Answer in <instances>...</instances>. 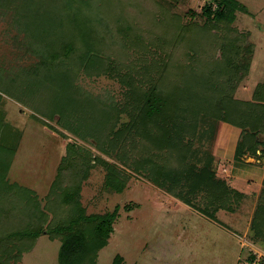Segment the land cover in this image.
Segmentation results:
<instances>
[{"label": "rangeland", "instance_id": "obj_1", "mask_svg": "<svg viewBox=\"0 0 264 264\" xmlns=\"http://www.w3.org/2000/svg\"><path fill=\"white\" fill-rule=\"evenodd\" d=\"M65 1L0 0V78L4 82L0 84V118L3 120L0 143L14 151L5 180L30 190L37 202V210H44L49 222L53 221V213L48 207L51 201L49 197L55 194L53 188L61 171L65 185L72 184L78 178L80 203L86 218L117 211L111 236L98 251L95 264H114L117 255L123 257V264H264V238L259 237L260 229L255 227L256 224L257 227L261 225L259 228L264 230V206L260 207L264 204V177L244 176L234 179L228 175L230 161L220 156L233 153V149L229 153L227 148L235 144L237 147V142L243 138V135L240 136L241 127L219 121L214 124L216 129L212 133L214 121L207 117L203 119L201 115L195 136L191 140L184 138L193 151L197 149L200 155H212V162L208 160L212 168L217 169V174L234 190L241 192V197L234 192H223L221 188L189 175L187 167H194L199 172L204 165V161L191 156V151L187 152L184 159L178 151L171 157L161 158L162 164L180 172L174 188L191 201L187 204L169 188L159 187L148 173L135 172L132 165L103 152L89 128L84 125L85 121L79 119L81 113L77 107L65 105L61 107L63 114L58 111L53 115H50L47 106L42 108L45 98L38 93V84L41 79H45L42 56L50 48L48 42L56 46L70 40L77 41L75 45L81 46L83 39L67 16L58 35L45 38L35 35L36 30L31 21L37 19V11L59 13L65 7L76 10L73 3L65 4ZM93 1L88 8L93 21L87 25L91 26L94 36L100 37L101 41L111 42V39L102 36L106 35V30L114 28L115 20L100 12L102 0ZM228 1L235 7L233 26L238 28V32L247 33L248 43L254 44L252 52L245 51L246 47L243 46L246 44L241 46L239 61L248 62L251 57L247 75L239 82L232 79L234 84L237 83L235 96L251 99L257 84H264V0ZM207 2H212L216 8L215 0H133L129 8L135 5L137 8L134 9L141 13V6L149 7L153 3L149 10L153 13L150 12L149 21H144L141 14H137V18L145 26L149 25L154 33L160 34V27L155 25L157 20H152L151 16L163 11L161 4L170 11L172 18L180 16L182 22L187 24L203 23ZM113 3V9L118 8L120 11L125 0H114ZM139 4L141 6L138 7ZM51 26L56 30V26ZM112 35L113 42L107 46V50H103L104 53L109 50L108 54H113L111 49L119 51L115 52L119 57L109 60L118 64L117 59H120L124 65L120 69L121 73L132 72L136 75L135 79H147L149 74L157 76L155 65L164 54L161 47L150 45L146 53H140L135 50L130 39L115 32ZM171 40L176 41V38L172 37ZM63 61L64 65L77 68L73 83L79 98L86 102L88 99L99 101L101 106L129 103L127 86L111 74L89 72L94 71L92 68L96 66L88 67L87 72L84 65L77 67L70 64L69 59ZM146 70L149 74H144ZM219 71L217 75L213 74V80L219 81V75L229 78L230 75ZM37 75H40V79ZM183 77L173 68L163 78L161 87L167 91L175 83H180ZM129 120V114L122 113L117 126L121 127ZM249 129L246 127L247 131ZM255 134L259 140L255 145L256 152L246 149L241 159L264 166V127ZM72 154H82L81 161L74 162L70 156ZM108 162L115 164L119 175L126 179V186L121 192L107 183ZM79 165L81 167L76 168ZM15 198L12 195L3 202L0 199V220L5 224L0 232L2 236L17 229L18 225L24 228L26 222L32 219L37 221V217L30 213L33 211L32 206L25 199L20 198L18 203ZM211 202L225 206L215 213L214 219L200 211L210 206ZM2 203H6L7 208L1 209ZM18 204L21 207L16 209ZM259 209L263 218L257 223L255 216ZM208 210L212 211L213 207ZM46 226L33 241L29 239L25 243L31 244L30 248L22 252L18 261L12 260L9 264H60L62 240L57 234L53 237Z\"/></svg>", "mask_w": 264, "mask_h": 264}, {"label": "trees", "instance_id": "obj_2", "mask_svg": "<svg viewBox=\"0 0 264 264\" xmlns=\"http://www.w3.org/2000/svg\"><path fill=\"white\" fill-rule=\"evenodd\" d=\"M91 1L94 2L93 0H67L65 4L73 3L75 11L69 7H65L59 13L58 11L53 13L37 11V19L31 21L36 30L35 35L45 38L54 34L57 36L59 30H62L60 26L65 25V19L69 18L68 21L73 23L71 25L74 30H77L83 39L81 46L75 45L77 41L70 40L56 46L48 42L50 48L42 56L45 62L43 63L45 79H41L38 84V93L45 98V106L42 108L47 106L50 115H53L58 111L63 114L62 106L77 107L81 113L78 115L79 119L85 121L84 125L89 128L90 134L96 138L98 147L103 152L115 155L121 162L132 165L135 172H141L144 175L148 173L159 187L169 188L187 204L191 201L174 188L180 172L170 169L167 164L161 162L163 156L171 157L177 151L183 159L186 158L187 152L191 151V156L194 155V158L198 157V160L204 161L199 172L194 167H187L186 172L188 171L189 175H194L201 182L206 181L208 184L221 188L223 192L230 191L229 193L234 192L239 197L243 196L217 174V169L212 168V164L209 163V161L212 162V155L209 153L200 155L197 149L193 151L190 145L184 142V138L191 140L195 136L202 115L203 119L207 117L214 121L212 133L216 129L214 124L219 121L242 128L240 136L243 135V138L237 142L235 159L241 160L246 149L256 152L255 145L259 140L255 137V133L264 127V84H257L251 99H240L235 96L237 83L234 84L232 79H237L239 82L247 75L251 59L248 56V62L239 61L241 46L246 44L243 46L246 47L245 51L252 52L254 44L248 43L247 33L238 32V28L233 26L235 7L232 3L228 0H215L216 8H214L212 2H207L203 11L205 13L203 23L187 24L182 22L180 16L176 15L172 18L170 11L163 7V4H158L163 11L155 13L154 17L151 16L152 20H157L155 25L162 31L156 34L148 24V27L145 26L144 22L142 24L137 18V14H141L144 21H149L151 12L149 10L153 3H150L149 7H142L139 4L138 7L141 6L139 10L141 13H139L134 9L137 8L135 5H133L134 8H129V3L132 4L133 0H125L126 6L122 5L120 11L118 8L113 9L114 0H102L100 12L103 16L108 15L115 20L114 28L106 30V35L102 36V38L111 39L109 42V40L101 41L100 37L94 36L91 26L87 25L93 21L88 14ZM51 25L56 26V30ZM48 26L53 28L51 33ZM113 32L130 39L135 50L140 53H146L150 45L161 47L164 54L159 57L155 65L157 76H151L147 70L144 72L149 74L147 79L140 77L135 79L136 75L132 72L121 73L120 69L124 65L121 64L120 59H117L118 64L109 60L111 57H119L115 53L119 51L111 49L113 54H108L109 50L106 53L103 50V48L107 50V46L113 42ZM172 37H175L176 41L171 40ZM65 59H69L70 64L78 65L77 67L84 65L87 72L88 67L96 66L91 67L94 71L89 72L111 74L112 77L117 78L127 86L126 94L129 103L125 105L109 103L107 106H101L99 101L88 99L86 102L79 98L78 90L73 83V75L77 68L64 65ZM173 68L184 77L180 83H175L166 91L161 87V83ZM219 70L227 76L230 75L229 78L219 75V81L213 80V74L217 75ZM39 76L36 77L40 79ZM3 83L1 77L0 84ZM3 88L5 89V86ZM124 112L129 114L130 120L119 127L117 125L121 122V115ZM2 124L3 120L0 118V129ZM246 127L250 129L247 131ZM129 139H132L133 143L128 142ZM13 152L12 149L0 143L1 202L12 195L16 196L15 200L18 203L21 201L20 198L25 199L27 204L32 206L33 211L30 213L37 217V221L32 219L26 222L24 228L18 225L17 229L10 231L6 236L0 235V264H9L12 260L18 261L22 252L30 248L31 244L25 243L29 239L36 238L45 225L52 236L57 234L62 240L59 253L60 264H95L98 251L107 244L111 236L117 211L86 218L80 203L81 188L78 178L72 184L65 185L61 171L53 188L55 194L49 197L51 201L48 207L53 213V221L49 222L48 214L44 210H37V202L32 198L30 190L5 180ZM75 155L78 154L70 155L72 160L81 161L82 154L76 158ZM106 165L109 170L108 185L118 192L123 191L126 179L119 175L115 164L108 162ZM78 167L81 165L76 168ZM77 176L79 175H75ZM215 203L211 202L210 206L200 211L214 219L215 213L225 207L223 204L221 206ZM2 204L1 209L7 208L6 203ZM262 206L264 204L260 205ZM20 207L18 204L16 209ZM209 207H213V210H208ZM259 211L260 209L255 216L257 223L263 218ZM35 221L36 223H33ZM256 225L255 227L260 229L259 237L264 238V230L259 228L261 225L259 227ZM4 226V222L1 223L0 220V232ZM114 264H123V257L117 255Z\"/></svg>", "mask_w": 264, "mask_h": 264}, {"label": "crops", "instance_id": "obj_3", "mask_svg": "<svg viewBox=\"0 0 264 264\" xmlns=\"http://www.w3.org/2000/svg\"><path fill=\"white\" fill-rule=\"evenodd\" d=\"M235 147L236 144L234 146L231 145L229 146V148H227L229 153H231L233 149V153L231 155L220 154V156H224L225 159L230 161V164L228 165V175H230L234 179H241L244 176H250V178L258 176L259 178H263L264 166L255 164L254 162H249L248 160L235 159Z\"/></svg>", "mask_w": 264, "mask_h": 264}]
</instances>
